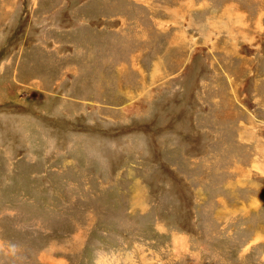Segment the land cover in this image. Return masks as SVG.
Masks as SVG:
<instances>
[{
    "label": "rangeland",
    "instance_id": "rangeland-1",
    "mask_svg": "<svg viewBox=\"0 0 264 264\" xmlns=\"http://www.w3.org/2000/svg\"><path fill=\"white\" fill-rule=\"evenodd\" d=\"M0 264H264V0H0Z\"/></svg>",
    "mask_w": 264,
    "mask_h": 264
}]
</instances>
